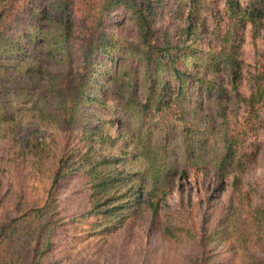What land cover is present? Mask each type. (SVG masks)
I'll return each mask as SVG.
<instances>
[{"label":"trees","instance_id":"1","mask_svg":"<svg viewBox=\"0 0 264 264\" xmlns=\"http://www.w3.org/2000/svg\"><path fill=\"white\" fill-rule=\"evenodd\" d=\"M172 1L0 0V141L12 146L6 164L26 170L28 163L46 158L47 138L56 143L55 135H62L66 140L51 175L41 180L45 196L29 204L26 193L11 187L13 181L0 189V264H49L50 259L61 264L54 251L61 245L53 242L58 223L77 233L88 225L89 236L111 229L99 216L125 223L146 214L152 223L167 204V191L181 192V182L189 178L203 191L239 189L244 142L264 122V69L254 77L251 91L243 92L241 45L246 25L254 39L264 41V0H224L211 15L216 31L212 50L193 47L200 32L194 23L198 0ZM119 10L135 20L139 43L132 52L121 49L110 31L121 24L106 23ZM167 15L177 24L167 22ZM124 50L123 59L130 56L134 63L116 65L114 53ZM104 57L116 69L107 71L105 83L114 84V95L119 93L115 103L102 104L118 119L88 125L86 106L98 100L92 93ZM201 98L203 115V105L196 107ZM234 107L236 117L247 116L242 130L232 134L227 111ZM165 112L173 114L168 125ZM30 126L44 134L27 132ZM75 176L86 180L89 207L66 221L61 212L58 218L53 192ZM239 194L236 206L229 205L218 223L203 222L200 238L185 225L190 211L185 219H174L175 226L164 227L167 237L177 239L180 233L197 241L199 251L188 264H226L210 257V244L226 245L240 264H264L256 245L259 233L264 234V204L244 211ZM189 202L179 206L191 208ZM89 218L93 223H82Z\"/></svg>","mask_w":264,"mask_h":264},{"label":"rangeland","instance_id":"2","mask_svg":"<svg viewBox=\"0 0 264 264\" xmlns=\"http://www.w3.org/2000/svg\"><path fill=\"white\" fill-rule=\"evenodd\" d=\"M181 3H186V0H178ZM224 0H198L196 4V16L194 23L196 28L200 31L196 45L193 46L198 50H212L215 45L214 34L216 31L213 29L211 15L222 9ZM245 1V0H241ZM171 5L174 4L172 0H167ZM173 7L174 6H170ZM181 8L186 9V5L182 4ZM122 11H116L107 20L106 23L121 24L119 27H112L111 33L114 34L115 39L120 43L121 49L125 48L127 51L132 52L134 46L139 43V33L136 29L135 20L131 16H122ZM166 21L177 24L174 18H170L168 15ZM77 27L80 26V22H76ZM176 27V26H175ZM209 47V48H208ZM118 49V48H117ZM116 65H122L128 63H134V59L129 56V59H123L125 50L117 53ZM123 56H122V55ZM143 54H141L142 56ZM128 58V57H127ZM104 66L101 64L99 76L94 72V75L98 76L96 86L92 96H97L98 100L88 103L86 106V115L88 116V125H93L98 119L117 121L118 115L112 112L109 108L104 107L102 102L112 101L117 98V92L113 94L114 84H106L104 79L108 77L107 71H115L111 63H108L107 58L104 57ZM241 59L243 61L242 72V91L249 92L254 85L255 76L260 74V71L264 69V41L261 37L254 39L250 30V26L246 25L243 30V40L241 45ZM106 64V66H105ZM131 64V65H132ZM94 75L91 76L92 85L90 91L93 88ZM111 76L112 73H111ZM96 78V77H95ZM110 79L109 77L107 80ZM226 81V78H223ZM203 99H199L196 107L203 105ZM211 103H209V107ZM206 109V103L202 106L201 115H203ZM228 125L232 134L242 130L243 117L247 114H240L235 116V107L229 111ZM260 116L264 118V106L261 108ZM245 115V116H244ZM163 117L164 125H168L172 121L173 114L165 112ZM118 123V122H117ZM118 126V125H117ZM116 124L114 123L113 133L116 132ZM184 122L179 123V127H183ZM36 126L27 127L26 131L36 130ZM157 131V130H156ZM44 133L36 130V136L40 137ZM258 135V136H257ZM56 143L50 141L47 138V144L49 151L46 152V158L37 161L35 165L31 163L27 164L26 170L16 169L11 167L10 164H6L7 159L11 157L12 146L5 141H0V189L7 187L9 181H13L12 188L16 191L22 190L26 193L27 203L32 204L33 199L36 197H42L44 194L41 180L49 177L50 167L55 164V160L59 152L64 147L66 140L62 135H55ZM154 138V137H153ZM256 138V139H254ZM77 138L73 140L75 144ZM243 150L241 154V160L244 164V172L241 176V182L239 186L240 194L234 191L230 186L226 187L222 193L203 191V188H198L195 185L194 178L186 179L181 183L184 184V189L181 192H177L176 189L167 191V204L155 220L150 223L145 214L142 218L125 223H118V219L114 216L112 218H103L102 225H111L109 232H104L100 235L89 236L86 231L89 226H84V231L77 233L76 230L66 231V227H60L63 223H58V229L55 235H53V242L61 245L59 248H55V256L62 260L61 264H188L187 259L197 254L199 251V245L196 242L188 241V238L182 236L180 233L177 235L179 238L174 239L167 237L164 234V227L171 224L175 226L177 222L174 219L183 220L187 217L190 211V219L186 226H192L196 230L198 238L201 237V227L205 223H218L223 217L225 210L229 205L236 206L238 197L239 202L243 205L244 211H249L253 207L264 204V122L260 129L253 131L247 135L246 142H244ZM53 167V166H52ZM9 168V169H8ZM198 179H209L211 177H203L199 175ZM20 180H24L21 182ZM46 181V180H45ZM44 181V183H45ZM200 181V180H199ZM231 181V178H229ZM44 185V184H43ZM87 184L83 177H70L65 180L59 189H56L54 197L57 199V212L58 218L61 217L66 221L74 216H79L86 211L89 207L87 200ZM200 190L202 191L200 193ZM205 197V198H204ZM203 198L205 200H203ZM191 199V208H184L179 206V202L183 200L188 205ZM207 199V200H206ZM204 202V203H203ZM9 204H4L7 208ZM2 212L0 211V218H2ZM203 217V219H202ZM56 218V220L58 219ZM55 220V221H56ZM93 218H89L87 222L93 223ZM171 221V222H170ZM243 223H250L249 220L243 221ZM74 227H76L74 225ZM249 230L256 231L255 227H251ZM65 233V234H63ZM260 239H257V249L259 256L264 259V234L259 233ZM78 235L79 237L73 244H67L68 240H72V237ZM181 235V236H180ZM253 238L256 237L253 235ZM71 245H75L72 247ZM226 245L216 248L215 244H210L208 250L210 251V257H215L216 262L226 264H240L237 254L226 252ZM49 264H52L53 259L48 260Z\"/></svg>","mask_w":264,"mask_h":264}]
</instances>
